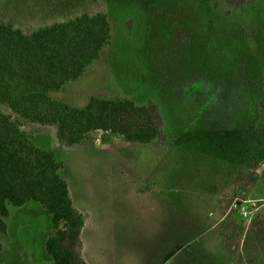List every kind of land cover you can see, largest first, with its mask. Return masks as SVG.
Returning a JSON list of instances; mask_svg holds the SVG:
<instances>
[{
  "label": "rangeland",
  "instance_id": "1",
  "mask_svg": "<svg viewBox=\"0 0 264 264\" xmlns=\"http://www.w3.org/2000/svg\"><path fill=\"white\" fill-rule=\"evenodd\" d=\"M214 0H0L4 23L28 30L82 13L106 14L110 42L97 61L49 96L82 107L88 97L155 102L161 148L93 133L66 146L55 126L28 122L0 103L61 163L84 217L88 264H231L214 227L228 203L264 207V0L224 15ZM232 200V201H230ZM230 201V202H229ZM0 264H50L48 214L34 202L10 208ZM234 263V261H233Z\"/></svg>",
  "mask_w": 264,
  "mask_h": 264
},
{
  "label": "trees",
  "instance_id": "2",
  "mask_svg": "<svg viewBox=\"0 0 264 264\" xmlns=\"http://www.w3.org/2000/svg\"><path fill=\"white\" fill-rule=\"evenodd\" d=\"M259 1L214 0L213 6L228 15ZM110 38L109 21L102 12L25 31L4 23L0 15V103L28 122L55 126L57 140L66 146L102 133V141L109 144L114 141L108 136H116L126 143L161 148L165 124L152 100L138 104L127 98L90 96L76 107L49 96L79 79ZM255 110L264 115V98ZM258 164L264 187V156ZM61 167L52 150L33 143L19 123L0 110V235L7 231L10 208L34 202L49 216L50 231L42 249L50 264H87L82 256L84 217L73 205L59 174ZM228 205L213 230L219 252L231 264H264V207L248 220L238 218Z\"/></svg>",
  "mask_w": 264,
  "mask_h": 264
},
{
  "label": "built area",
  "instance_id": "3",
  "mask_svg": "<svg viewBox=\"0 0 264 264\" xmlns=\"http://www.w3.org/2000/svg\"><path fill=\"white\" fill-rule=\"evenodd\" d=\"M250 213H251V212L245 210L244 207H241V208L239 209V215H240V218H242V219H247V218H249Z\"/></svg>",
  "mask_w": 264,
  "mask_h": 264
},
{
  "label": "crops",
  "instance_id": "4",
  "mask_svg": "<svg viewBox=\"0 0 264 264\" xmlns=\"http://www.w3.org/2000/svg\"><path fill=\"white\" fill-rule=\"evenodd\" d=\"M84 228V227H83ZM82 240V239H81ZM88 264V263H87Z\"/></svg>",
  "mask_w": 264,
  "mask_h": 264
}]
</instances>
